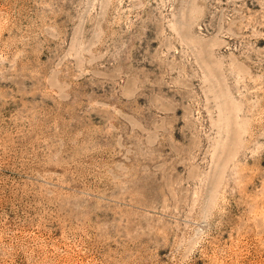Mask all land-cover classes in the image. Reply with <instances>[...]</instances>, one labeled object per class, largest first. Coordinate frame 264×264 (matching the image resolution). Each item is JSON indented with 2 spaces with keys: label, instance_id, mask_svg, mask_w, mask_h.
Listing matches in <instances>:
<instances>
[{
  "label": "rangeland",
  "instance_id": "1",
  "mask_svg": "<svg viewBox=\"0 0 264 264\" xmlns=\"http://www.w3.org/2000/svg\"><path fill=\"white\" fill-rule=\"evenodd\" d=\"M0 264H264V0H0Z\"/></svg>",
  "mask_w": 264,
  "mask_h": 264
}]
</instances>
